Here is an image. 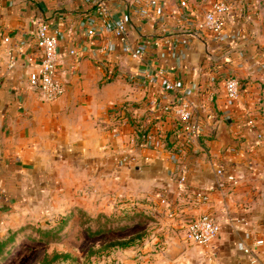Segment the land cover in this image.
<instances>
[{
    "label": "crops",
    "instance_id": "1",
    "mask_svg": "<svg viewBox=\"0 0 264 264\" xmlns=\"http://www.w3.org/2000/svg\"><path fill=\"white\" fill-rule=\"evenodd\" d=\"M93 1L0 0V30L10 36L7 44L0 38V218L66 214L74 208L107 215L141 209L147 214L146 237L129 247L105 249L91 264H250L252 255L243 247L254 248L255 264H264V138L249 149L253 134L242 116L229 120L237 107L228 103L222 80L230 62L232 75L248 90L239 104L264 134L259 67L264 0H245L242 7L231 1L226 31L244 33L246 39L220 46L197 25L215 0H187L186 9L180 0H158L164 2L162 24L172 42L167 50L158 24L129 12L132 0L115 5L105 0L126 19L127 47L146 35L156 43L145 58L133 56L110 32L86 42L83 20ZM180 11L194 26L185 47L188 32ZM40 21L60 26L57 69L65 91L54 102L43 100L28 82L42 55L32 35ZM105 45L108 62L100 52ZM72 49L81 56L71 55ZM146 58L147 69L162 75L143 83L134 76ZM163 80L177 81L178 92H164ZM180 100L191 111L189 131L165 109ZM223 125L228 141L219 135ZM144 129L152 135L147 148L141 146ZM182 174L184 183L178 181ZM196 189L208 190V199L196 198ZM166 193L172 213L159 203ZM203 213L215 217L220 230L209 244L199 245L187 240L186 227ZM142 229L128 227L121 237L104 233L94 239L100 247ZM256 240L263 242L255 246Z\"/></svg>",
    "mask_w": 264,
    "mask_h": 264
},
{
    "label": "built area",
    "instance_id": "2",
    "mask_svg": "<svg viewBox=\"0 0 264 264\" xmlns=\"http://www.w3.org/2000/svg\"><path fill=\"white\" fill-rule=\"evenodd\" d=\"M231 1L233 0H215L211 2L209 7L200 17L197 25L204 30H206L215 46H220L223 44L234 45L243 43L246 39V34L244 33H227L225 15L230 11ZM241 7L245 5V0H237ZM91 12L85 14L84 16V34L86 35V42H90L96 36L110 32L112 33L122 44H124L125 49L129 50L133 56L137 58L147 57V50L150 49L152 43L147 35L144 36L141 41L135 47H127V34H126V19L117 16L116 10L105 0H94ZM112 4H116V0H112ZM180 7L186 9L188 7L187 0H180ZM164 8V2L158 0H132L129 3V12L135 16L141 17L153 23H157L160 32L162 33L164 40V47L169 49L172 46V42L169 39V30L162 24V12ZM180 21L186 27L188 36L186 41L183 43L184 47L187 44L188 37L193 34V24L188 21L183 11L179 12ZM32 35L34 37V43L36 47L41 51L42 55L38 62H36L34 69L28 75L29 85L38 88L42 94L43 100L47 102H54L57 100L65 91L63 83L58 78V63L60 60V52L58 49L59 39H60V26L59 24H49L47 22H37L33 29ZM1 41L5 44L9 43L10 36L4 34L0 30ZM100 52L103 55L104 62H108L106 59L108 56V47L102 46ZM70 54L75 57H80L81 52L77 50H70ZM208 61L214 60L213 57H207ZM14 60H10L9 66L14 65ZM144 69L138 70L134 77L138 78L139 82H149L154 78L160 77L162 71L147 69V58L145 60ZM108 64V63H106ZM230 62L226 63V72L222 76L224 81V90L227 101L230 105L237 107L232 111V116H229V120L233 117L242 116L245 127L253 134L254 140L249 149L257 146L261 143L264 138L263 132L258 128L256 119L249 114H246L245 107L240 106L239 102L242 98L248 95V90L242 85L239 79L232 75V66ZM149 67V66H148ZM259 67L264 71V56L259 62ZM162 90L164 92H178L179 83L174 80H163ZM166 110H171L177 116L178 120L182 124V128L185 131L191 130L190 118L191 111L189 106L184 101L180 100L173 106H165ZM112 113L117 112V108L112 106ZM152 141V135L146 134L144 137V142L142 147L147 148L150 146ZM249 171H253V166H248ZM221 173V170H218ZM228 179L235 183L236 178L229 176ZM180 183H184L185 174L180 175L178 178ZM193 194L196 198L201 200L208 199V190L196 189ZM159 203L162 206L168 208L169 212L172 213V202L170 201V194L166 193L161 195L159 198ZM220 230L219 221L209 213H203L200 217L191 220L186 227V238L187 240L199 244L206 245L209 244L213 239L216 238ZM262 240H256L255 246L262 243ZM242 252L244 254L252 255L250 256V264H255L257 258L252 253L254 248L243 247Z\"/></svg>",
    "mask_w": 264,
    "mask_h": 264
},
{
    "label": "rangeland",
    "instance_id": "3",
    "mask_svg": "<svg viewBox=\"0 0 264 264\" xmlns=\"http://www.w3.org/2000/svg\"><path fill=\"white\" fill-rule=\"evenodd\" d=\"M140 210L121 209L107 215L87 214L74 208L66 214L50 213L42 217L32 214L21 220L8 214L0 218V241L6 243L0 264H37L44 253L52 251L67 252L71 256L56 264L97 263L105 250L99 249L95 237H89L87 226H110L111 230L106 232L109 237L127 234L126 226L136 230L142 227L147 234V214ZM90 248L92 252H89Z\"/></svg>",
    "mask_w": 264,
    "mask_h": 264
},
{
    "label": "trees",
    "instance_id": "4",
    "mask_svg": "<svg viewBox=\"0 0 264 264\" xmlns=\"http://www.w3.org/2000/svg\"><path fill=\"white\" fill-rule=\"evenodd\" d=\"M146 134H147V130L144 129L143 132H141V136L145 137ZM128 227L129 226H126L125 228H128ZM87 230H88L89 237H97L101 234H104L110 231L111 228L110 226L103 227L101 226V224H98L96 228H91L90 226H87ZM145 234L146 233L142 230L140 232H137L129 236L126 239H116V240L109 241L105 243L104 245L100 246L99 249L105 250V249L114 248V247H117V248L129 247V246H132L140 242L142 238L145 236ZM5 244L6 243L4 241L2 242L0 241V257L4 251ZM89 252H92V248L89 249ZM70 257H71L70 254L67 252H58V251H52L51 253L46 252L43 254L42 258L39 260L37 264H56L58 262L67 260Z\"/></svg>",
    "mask_w": 264,
    "mask_h": 264
},
{
    "label": "water",
    "instance_id": "5",
    "mask_svg": "<svg viewBox=\"0 0 264 264\" xmlns=\"http://www.w3.org/2000/svg\"><path fill=\"white\" fill-rule=\"evenodd\" d=\"M229 122V120H228ZM223 139H225V141H228L227 135L225 133V125H223L220 129V134H219ZM3 170H2V165L0 163V175L3 174Z\"/></svg>",
    "mask_w": 264,
    "mask_h": 264
}]
</instances>
